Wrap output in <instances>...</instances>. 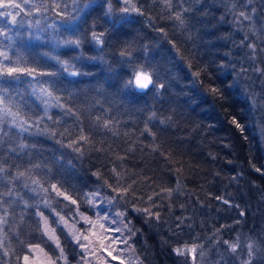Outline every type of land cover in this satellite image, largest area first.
I'll use <instances>...</instances> for the list:
<instances>
[{
  "label": "trees",
  "instance_id": "trees-1",
  "mask_svg": "<svg viewBox=\"0 0 264 264\" xmlns=\"http://www.w3.org/2000/svg\"><path fill=\"white\" fill-rule=\"evenodd\" d=\"M242 1L171 0L169 9L163 0H132L143 12L139 15L120 12L125 5L112 0L111 17L104 14L106 5L81 13L86 22L78 33L82 46L75 51L65 46L53 50L50 39L30 38L22 21L35 17H17L20 23L16 25L8 23L10 17H0V28H10L9 35L14 38L9 55L14 62L22 58L20 66L56 71L59 66L51 57L59 56L72 60L76 69L85 73L37 77L41 83L56 81L51 90L65 106L49 107L47 116L42 101L31 94L29 82L39 87L32 77L0 79V84L7 87L13 110L28 121L27 132L8 123L0 126V162L8 169L0 192L13 190L12 196L2 197L10 217L3 230L6 236L2 235L0 264H25L23 255L33 244L56 257L52 242L40 230L36 209L32 211L33 207L16 200L17 194L33 197L28 194V188L34 187L30 177L39 179L44 187L57 184L77 199L84 214H93V208L83 203L84 194L95 192L102 205L100 213L115 217L116 212L126 211L125 220L139 230L129 241L132 250L123 254L128 262L134 255V264H190L188 255H177L174 249L207 246L216 239L231 237L240 228L257 231L263 225L264 145L240 76L239 53L245 43L237 29V17L244 11ZM34 2L51 20H61L57 12L74 14L73 0ZM177 12L183 16V26L173 18ZM121 16L131 22L119 21ZM113 20L118 22L113 24ZM92 30L105 34L102 51L91 39ZM0 40L8 44L3 37ZM122 49L132 52L130 62L119 56ZM101 56L103 61L88 59ZM138 65L155 72L165 88L146 93L125 88L124 82ZM197 72L199 76L194 75ZM211 88H217L220 95L212 94ZM152 113L156 120H149ZM233 118L245 126L243 132L231 123ZM37 120L38 126H32ZM146 124L154 135L145 131ZM81 129L89 138L87 143L77 145L82 154L66 146L81 134ZM21 142L29 147L19 149ZM13 148L17 150L11 151ZM36 164L40 167L34 168ZM114 167L123 175L124 187L135 181L133 190L142 199L128 196L113 204L106 202L105 198L115 196L104 183L107 180L115 185ZM18 171H25L26 176L9 183ZM97 172L100 179L94 175ZM177 183L180 190L170 199L163 192L153 201L147 200L153 192L175 189ZM48 196L57 211L71 217L75 205L51 189ZM152 203L159 205L153 208V212H160L159 221L133 210V205L143 208ZM49 216L70 263L79 264L80 247ZM124 235L129 233L125 231Z\"/></svg>",
  "mask_w": 264,
  "mask_h": 264
},
{
  "label": "snow or ice",
  "instance_id": "snow-or-ice-1",
  "mask_svg": "<svg viewBox=\"0 0 264 264\" xmlns=\"http://www.w3.org/2000/svg\"><path fill=\"white\" fill-rule=\"evenodd\" d=\"M23 2L29 3L30 0H23ZM167 8H171V0H163ZM250 2V0H249ZM73 3L75 5L73 9V13L68 12H57L56 14L61 17V20L58 23H53L50 25H47V28L51 29L56 35L50 36L49 39L54 45V49L60 48L61 46L68 47L69 49L75 51L77 49H80L82 46V37L80 34V28L81 24L86 22V19L81 18V13L86 12V10L90 7L99 6L101 8H105V16L111 17L113 14V4L112 0H101L99 5H97L96 0H73ZM81 3H83V7H81ZM122 3L125 5V7H122L119 9L122 13H129V12H136L139 15H143V12L141 9L137 8L136 5L132 2V0H122ZM56 8H59L60 5H55ZM234 7V5H233ZM19 9L20 11H23V8L21 7L20 3H16V0H0V9H3V11H0V17L7 18L10 17L11 19L8 21L9 24L16 25L20 22L17 20V16L20 14L17 12L15 15L9 11L8 9ZM35 11L39 12L40 8L35 7ZM186 11V9H185ZM253 12H255V9H253ZM28 14H31L29 12ZM239 17H243L244 20H251L252 17L248 14H246L245 11L239 12ZM175 20L179 21V23L183 26L185 21L183 19V16L180 12H177L174 17ZM119 21H122L124 23H129L131 21L128 20L126 16H121L118 18ZM118 21L113 20L112 23L116 24ZM39 21H36V26L38 27ZM29 27H32V25H29ZM63 28L64 32H60L59 29ZM92 28H95V25L92 26ZM11 31L10 28L3 27L0 28V37H3L4 40L8 41V44L5 45L2 40H0V79L3 77H11L14 81H19L21 76H27L32 77L33 81H35V84H38L39 87L34 86L32 82H29V86L32 88V95H35L38 99L42 101L45 107V116L48 115V108L49 107H59L61 109H64L65 106L60 103V97L54 95V92L51 90L52 88H55L56 81L55 80H48L43 81L42 83L37 80V77L40 76H48V77H56L59 73H65L68 76H80L84 75L85 73H81L78 71L75 67V64L72 62V60H62L59 56H52L51 59L55 61L56 65H58V69L56 71H38L36 68L33 67H22L20 64L22 63V58H18L15 62L12 60V58L9 55L10 51H13L14 48V38L13 36L9 35V32ZM39 32L45 31V29H39ZM161 31H163L161 29ZM64 33H67L68 35H64ZM104 32H97L95 30L91 31V39L95 42L96 45L99 46L100 50H103V46L105 44L104 40ZM30 38L34 39H41L40 35L33 36L32 33H29ZM175 47V45H173ZM250 48H252L253 52H255V45L250 44L248 45ZM47 55V54H46ZM120 57H126L128 58L129 62L132 57V52L127 49H122L119 52ZM76 58L73 57V60ZM88 59L91 60H101L103 61V57H88ZM257 72H262L264 69H255ZM194 75L199 76V72L195 73ZM153 77H156L155 79ZM48 85V86H45ZM12 84H8V87H12ZM125 88H132L135 89L138 92L146 93L148 90H162L165 88L164 83L159 82V77L155 72H149L143 65L136 66L133 71L131 72L130 78L124 82ZM214 95H220L219 90L217 88H211L209 90ZM71 109H67V112H71ZM49 119H51V116H48ZM156 114L152 113V115L149 117V120H156ZM161 124L166 123L165 120L159 121ZM5 123L10 124L11 127H15L19 129L20 132H27L28 127V121L21 117L20 112L18 110L14 111L13 106L11 103V98L8 95L7 87H5L3 84H0V126L4 125ZM231 123L235 125L237 129H239L241 132L244 131L245 126L239 122L236 118H233ZM39 120L35 122L32 126H38ZM104 127H108V122L106 121L104 123ZM2 131V129H0ZM145 131L148 132L150 135H154L151 133V130L147 127V124L145 125ZM51 135L55 136L56 133L52 132ZM89 140L88 136L83 134V129H81V134L74 140H72L69 144L66 146L69 148H72L74 151L81 153L82 150L80 147H77V145L83 143H87ZM0 144H3V139L0 137ZM29 145L26 143L21 142L18 145V148L23 150L28 148ZM11 151H16L17 149L13 148L10 149ZM155 150V148H154ZM122 159V157H121ZM34 168H39L40 165L36 164L33 166ZM112 174L115 177V185L109 183L107 180H105V185H107L108 188L111 189L112 192L115 193V196L111 198H105L106 202L108 204H113L116 202V200L119 198L120 200H125L128 196H132L133 199L139 200L142 199V197L138 196L137 193L133 190V184L135 181L132 182V184H128L127 187H124L121 184V181L124 179L123 175L120 171H117V169L114 167L112 170ZM259 171V169H257ZM8 172V169L4 166L2 162H0V182L3 181L4 175ZM94 175L97 176L98 179L101 178V174L99 172L94 173ZM26 176L25 171H18L15 175V177L12 178V180H9V183H12L13 180H19L21 178H24ZM31 183L34 185L30 189L32 192L36 193H43L44 196L41 199L40 203L43 204V207L45 209H49L52 214L55 215L57 218L54 223L56 225H62L63 228L66 230L67 235L71 237V239L79 246L82 251V259L79 262V264H91L90 257H96L97 256V245L93 243V241L90 239L91 235H95L96 232H99L101 236L105 240H109L110 243L107 244V246L100 244L99 248L102 249L104 252H107L108 256L112 257V260H116V256H112V252L108 251L109 248H112V251H116L117 249L113 248V245H127L125 248H121L119 251L121 254L126 253L130 250H132V246L129 244V241L136 235V232L139 231L138 229L134 230L132 226V222L126 221L125 217L127 216L126 211H119L115 213V219L109 220L108 215L100 216L99 213H97L96 220H93L91 217L85 215L83 212L80 211V204L78 203L77 199L72 198L70 195L66 193V191H61V189L57 186V184H51L50 187H44V185L41 183L39 179L31 178ZM25 187H28V184L25 183ZM56 192L57 196L63 197L64 200L70 201L71 205H75V209L72 211V216L66 217L65 215H62L60 211H57L56 207L53 206V200L48 196L49 191ZM180 190V184L177 183L176 188H168V189H161V192H153L151 195L147 197L148 201H153L154 197H160L161 193L167 192V198L170 199L174 192H179ZM13 190L9 188L7 192H0V208L4 206V202L2 197L3 196H12ZM99 195L98 192L95 193H85L83 203L95 208L97 205L95 204V198ZM164 198V197H161ZM218 200H222V197H216ZM58 203V201H57ZM224 204H229L228 200H223ZM25 207H32L28 203V201H24ZM65 207H69V205H64ZM159 205L156 203L150 204L148 207H139L138 205H133V210L137 212L144 213L148 218L155 219L156 221L160 220V212L156 211L153 212V208H158ZM238 207V206H237ZM7 209L4 210V214L0 215V234H3V236H6V233H3V226L7 223ZM36 215L40 217L41 220V232L44 236H47L48 240L51 241L56 249L58 250L55 259L52 256H48L47 253H44L46 257V264H60V262H63V264H67V256L65 255L64 248L61 245V241L59 236L56 235V228L52 227V225L49 223V218L45 216L43 211H40L37 206V212ZM241 216L244 215L243 212L240 213ZM78 217L79 219H76ZM179 219V218H178ZM84 221V223L89 225L88 229H85L83 232H81L79 229H77L76 225L80 221ZM100 221H106L109 224H116L117 227L114 229L105 228L104 223H100ZM181 223L183 221L181 220ZM119 225H123V228H121ZM180 225L178 224L177 227ZM95 230V231H94ZM115 232L117 235L115 237L112 236H106L104 233L107 232ZM127 231L129 235L125 236L124 232ZM219 231V229H217ZM99 239V237L97 238ZM225 244L228 245L229 250L232 253L237 252L238 248L240 247L239 242L236 243H229V241H224ZM0 247H3V238L0 237ZM197 246L193 245L191 247L185 246L183 248H176L174 249L175 253L177 255L183 256L186 253L192 255L193 264H195V253L197 251ZM35 248L43 252L42 248H39V245L35 246ZM248 249V259L244 261V264H252L253 259L255 258V251H254V244L249 243L247 245ZM31 250V246H30ZM258 251V249H257ZM7 254V252H5ZM203 255V253H201ZM23 260L25 264H29V256H24ZM105 264H108L107 261H105ZM120 264H124V260H120Z\"/></svg>",
  "mask_w": 264,
  "mask_h": 264
},
{
  "label": "rangeland",
  "instance_id": "rangeland-1",
  "mask_svg": "<svg viewBox=\"0 0 264 264\" xmlns=\"http://www.w3.org/2000/svg\"><path fill=\"white\" fill-rule=\"evenodd\" d=\"M100 1L101 0H96V3H100ZM120 1L122 3V0ZM16 3L21 4L23 11L14 8L9 9V11H11L14 15L17 12H19L20 14L17 17H35V19L27 18L26 21H22L23 26H25L28 33H32L34 36L40 35L41 37L40 40L43 41L49 39L50 36L56 35V33H54L51 29L47 28V25L58 23L60 21L59 19L51 20L50 18L49 19L46 18V17H51L50 15H47L42 11L39 12L35 11L34 0H30V2L26 4L21 0H16ZM242 4L244 6V11L246 12V14L250 15L252 19L244 20L243 17H237V22H238L237 29L242 35L243 44L245 43L244 44L245 46H243L244 47L243 50H241V52L239 53V56L241 58L239 61L240 69H241L240 71H243L242 74H240L242 79L241 78L240 79L242 80L243 83L242 85L244 87L245 95L249 98L251 102L254 122L256 124L257 130L260 134L262 143L264 145V71L257 72L255 70L257 68L264 69V0H250V2L249 0H243ZM72 5L75 7L74 3H72ZM81 6L83 7V3H81ZM253 9H255V12H253ZM29 12H31V14H28ZM36 21H39L38 27L36 26ZM29 25H32V27H29ZM38 28L45 29V31L39 32ZM59 31L64 32V29L60 28ZM64 35L66 36L68 34L64 33ZM250 44L255 45V52H253L252 48L248 46ZM52 47H54L53 43H52ZM31 188L32 187L28 188L29 191L28 194L31 193L33 197L17 194L16 200L19 201V203H24V201H28V203H32L31 204L33 207L32 211H35L36 209L37 212V206H38L39 210L44 212L45 216L49 218V223L52 225V227H54L49 215H52L54 219L57 218L55 217L54 214L51 213L49 209H45L43 207V204L40 203L41 199L43 198L42 193L32 192L30 191ZM94 202L97 205V207L95 208L92 207L93 214L91 215L85 214V215L91 217L93 220H96L97 213H99L100 216L108 215L105 212L100 213L101 210L100 207H102L100 203V199L96 198ZM5 209L6 206L0 208V215L4 214ZM7 213H8L7 223L4 226H6L9 222L10 212L7 210ZM108 217L109 220L115 219V217L112 215H108ZM100 223H104L105 228H109V229H114L117 227L116 224H109L106 221H100ZM4 226H3V230H4ZM76 227L81 232H83L85 229L89 228V225L81 220L76 225ZM2 235L3 234H0V237H2ZM104 235L115 237L117 233L110 231L104 233ZM98 237L99 239H97ZM90 239L93 241L94 244L97 245L98 248L97 256L89 258L91 259V264H105V261H107L108 264H120V260H124V264H128L129 262H132L133 264L135 263L134 255H130L128 262L127 259L123 257L124 253L123 254L120 253L119 250L121 248L127 247L126 245H113L112 247L117 249L116 251H112V248L108 249V251L112 252V256L117 257L116 260H112V257L108 256L107 252H104L102 249L99 248L100 244L107 246V244L110 243L109 240H105L103 236L100 235L99 232H96L95 235H91ZM224 241H229V243H236L238 241L240 247L238 248L237 252L232 253L229 250L228 245L225 244ZM250 242L254 244V251H255V258L253 259L252 264H264V223L262 226L260 224L257 231L255 230L244 231L240 228L235 233H233V235L231 234V237L229 238H225L223 240L216 239L212 244H209L207 246L202 244L197 245L202 247H197V251L195 253V257H196L195 264H244V261L248 259L247 245ZM37 245L39 244L29 245L27 247V252L25 253V255H23V257L26 255L29 256V264H46V257L44 253H47L48 256H52V255L48 251H46L45 248L42 247L41 245H39V248H42L43 252L38 251L35 248V246ZM30 246H31V250H30ZM53 246L57 254L58 250L56 249L54 244ZM191 246L193 245H189L188 247ZM82 251L83 250L80 248L79 251L80 254L78 256L80 260L82 259ZM129 252L130 251L126 253ZM201 253H203V255H201ZM65 255L67 256V264H71L68 254L65 253ZM185 255H188L189 259L191 260L190 264H193L192 255L188 253H186ZM60 264H63V262H60Z\"/></svg>",
  "mask_w": 264,
  "mask_h": 264
},
{
  "label": "water",
  "instance_id": "water-1",
  "mask_svg": "<svg viewBox=\"0 0 264 264\" xmlns=\"http://www.w3.org/2000/svg\"><path fill=\"white\" fill-rule=\"evenodd\" d=\"M154 78V77H153Z\"/></svg>",
  "mask_w": 264,
  "mask_h": 264
}]
</instances>
